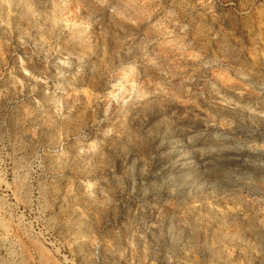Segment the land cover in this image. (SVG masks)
<instances>
[{"label": "rangeland", "instance_id": "obj_1", "mask_svg": "<svg viewBox=\"0 0 264 264\" xmlns=\"http://www.w3.org/2000/svg\"><path fill=\"white\" fill-rule=\"evenodd\" d=\"M264 0H0V264H264Z\"/></svg>", "mask_w": 264, "mask_h": 264}, {"label": "bare ground", "instance_id": "obj_2", "mask_svg": "<svg viewBox=\"0 0 264 264\" xmlns=\"http://www.w3.org/2000/svg\"><path fill=\"white\" fill-rule=\"evenodd\" d=\"M264 227V226H263Z\"/></svg>", "mask_w": 264, "mask_h": 264}]
</instances>
